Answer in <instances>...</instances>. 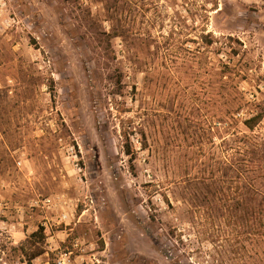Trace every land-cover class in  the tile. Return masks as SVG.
<instances>
[{
	"label": "rangeland",
	"instance_id": "obj_1",
	"mask_svg": "<svg viewBox=\"0 0 264 264\" xmlns=\"http://www.w3.org/2000/svg\"><path fill=\"white\" fill-rule=\"evenodd\" d=\"M262 200L264 0H0V264H264Z\"/></svg>",
	"mask_w": 264,
	"mask_h": 264
},
{
	"label": "trees",
	"instance_id": "obj_2",
	"mask_svg": "<svg viewBox=\"0 0 264 264\" xmlns=\"http://www.w3.org/2000/svg\"><path fill=\"white\" fill-rule=\"evenodd\" d=\"M207 36H209V35H207ZM207 36H206V38H207ZM232 53H233L234 56H238L239 55V50L233 49ZM224 66L227 69H230L228 67V65H224ZM222 73H224V74H226V73L230 74V76H227L228 79H230V81H231V82H229V85H230V88L233 91V93H235V95H236L235 98L229 99V112L228 113L230 114V113H234V112H239L243 108V101H242L243 98L242 99L241 98H238V96H240L241 93H240L237 85L236 86L233 85V82H232V76H236V73H234L232 70H228L227 72L224 70ZM51 83H53V81ZM232 95L233 94H230L229 93V96H232ZM261 116L262 115H256V116L250 118L249 120H246L244 122V124L246 125V127L248 129L254 130L255 127H256V125H257V123H258V121L261 120V118H262ZM126 153L128 155H132V151H131V149L128 146H127ZM258 212H259L258 219L261 222V224L263 225V222H264V201L263 200H262L261 203H259V211ZM41 229L43 230V228H41ZM36 255H38V254H36Z\"/></svg>",
	"mask_w": 264,
	"mask_h": 264
}]
</instances>
